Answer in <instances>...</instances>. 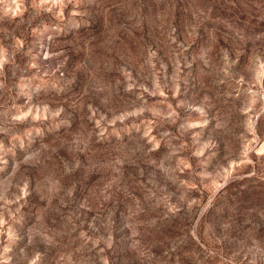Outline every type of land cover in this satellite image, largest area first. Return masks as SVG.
Here are the masks:
<instances>
[{"label":"rangeland","instance_id":"obj_1","mask_svg":"<svg viewBox=\"0 0 264 264\" xmlns=\"http://www.w3.org/2000/svg\"><path fill=\"white\" fill-rule=\"evenodd\" d=\"M0 264H264V0H0Z\"/></svg>","mask_w":264,"mask_h":264}]
</instances>
